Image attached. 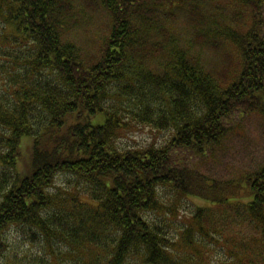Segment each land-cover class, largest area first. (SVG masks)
Returning a JSON list of instances; mask_svg holds the SVG:
<instances>
[{"label": "trees", "instance_id": "1", "mask_svg": "<svg viewBox=\"0 0 264 264\" xmlns=\"http://www.w3.org/2000/svg\"><path fill=\"white\" fill-rule=\"evenodd\" d=\"M0 82V264H264V163L190 160L264 116V0H0ZM136 124L168 136L122 146Z\"/></svg>", "mask_w": 264, "mask_h": 264}, {"label": "rangeland", "instance_id": "2", "mask_svg": "<svg viewBox=\"0 0 264 264\" xmlns=\"http://www.w3.org/2000/svg\"><path fill=\"white\" fill-rule=\"evenodd\" d=\"M103 15L98 12L87 11L83 14V23L75 32L78 41L91 46V39L95 33L103 27ZM183 33L184 27L181 29ZM186 37V36H185ZM216 57L215 59H217ZM1 89L3 86H1ZM231 134L223 141L222 145L209 156L200 159L191 157V163H194L204 173L216 178H233L235 175L257 168L264 163V116L259 113H251L240 115L236 113L232 122H230ZM168 136V132H161L150 126H142L136 124L129 130L125 131L119 139L120 144L129 147L145 146L147 143L160 144ZM70 176H61L58 178L57 185L59 187H67ZM191 205L190 200L183 199L181 201L179 212L186 213ZM10 246L15 251H20L19 255L25 252L28 254L35 253L38 246L25 243L23 237L16 231L10 232ZM12 248V249H13ZM42 250V247L39 248ZM206 254L210 264H222L226 259L222 248L215 246L208 248ZM43 251V250H42ZM228 255V251L226 252ZM12 257V256H11Z\"/></svg>", "mask_w": 264, "mask_h": 264}, {"label": "bare ground", "instance_id": "3", "mask_svg": "<svg viewBox=\"0 0 264 264\" xmlns=\"http://www.w3.org/2000/svg\"><path fill=\"white\" fill-rule=\"evenodd\" d=\"M13 232V231H12Z\"/></svg>", "mask_w": 264, "mask_h": 264}]
</instances>
